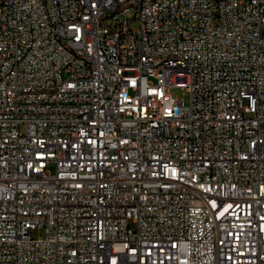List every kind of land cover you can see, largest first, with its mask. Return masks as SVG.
Masks as SVG:
<instances>
[{
  "label": "built area",
  "instance_id": "2783aa9c",
  "mask_svg": "<svg viewBox=\"0 0 264 264\" xmlns=\"http://www.w3.org/2000/svg\"><path fill=\"white\" fill-rule=\"evenodd\" d=\"M114 1L0 0V264H264V0Z\"/></svg>",
  "mask_w": 264,
  "mask_h": 264
},
{
  "label": "bare ground",
  "instance_id": "6f19581e",
  "mask_svg": "<svg viewBox=\"0 0 264 264\" xmlns=\"http://www.w3.org/2000/svg\"><path fill=\"white\" fill-rule=\"evenodd\" d=\"M134 0H115L112 5L105 9L106 17H115L116 14L121 13L125 8H129ZM83 64H92V57H83Z\"/></svg>",
  "mask_w": 264,
  "mask_h": 264
},
{
  "label": "rangeland",
  "instance_id": "374dc122",
  "mask_svg": "<svg viewBox=\"0 0 264 264\" xmlns=\"http://www.w3.org/2000/svg\"><path fill=\"white\" fill-rule=\"evenodd\" d=\"M174 94H176L178 97H182L184 99L185 102H188V95H186V93L179 89V88H175L173 90ZM50 170L53 171V167H50ZM43 234L42 230L37 229L33 231V235L34 236H41Z\"/></svg>",
  "mask_w": 264,
  "mask_h": 264
}]
</instances>
